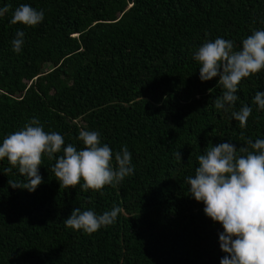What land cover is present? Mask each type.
Instances as JSON below:
<instances>
[{
    "label": "trees",
    "instance_id": "trees-1",
    "mask_svg": "<svg viewBox=\"0 0 264 264\" xmlns=\"http://www.w3.org/2000/svg\"><path fill=\"white\" fill-rule=\"evenodd\" d=\"M21 4L43 10V22L11 24ZM9 5L0 17V144L32 118L78 150L81 129L98 131L113 153L127 146L134 174L104 195L83 191V180L61 189L55 160L44 157L43 182L29 192L9 186L25 178L0 161V264H221L224 229L186 179L209 141L239 149L264 139V110L253 103L264 70L239 85L233 110L252 108L241 129L215 108L219 77L201 81L194 53L216 38L242 49L264 30V0H0ZM113 207L123 209L116 222L91 235L64 224L75 208Z\"/></svg>",
    "mask_w": 264,
    "mask_h": 264
},
{
    "label": "clouds",
    "instance_id": "clouds-1",
    "mask_svg": "<svg viewBox=\"0 0 264 264\" xmlns=\"http://www.w3.org/2000/svg\"><path fill=\"white\" fill-rule=\"evenodd\" d=\"M10 7L0 8V17ZM44 19L43 10L21 4L14 10L10 23L36 27ZM24 35L18 29L12 41V49L17 54L22 51ZM194 59L200 65L201 81L219 77L217 86L223 93L215 99V108L230 111L239 127L246 128L252 108L244 105L239 111L233 109L241 81L264 70V30H254L242 41L240 50H235L233 41L224 38L206 41L195 51ZM253 103L264 110V92L258 91ZM78 139L84 145L81 150L72 144L63 147L65 141L61 134L46 132L41 122L32 118L0 144V161L7 158L25 178L24 182L9 180V186L35 192L43 182L39 168L44 157L55 160L51 172L61 189L76 188L83 180V191L104 195L105 186L116 187L125 177L134 174L132 154L127 146L113 153L108 144L101 143L100 133L92 130L81 129ZM245 145L237 149L231 142L213 145L209 141L205 154L197 156L199 166L195 175L186 179L191 196L202 202L204 213L224 229L219 236L220 247L228 255L222 258L221 264H264V139L254 143L247 139ZM61 152L57 158L56 154ZM174 155L178 161L182 160L178 150ZM122 211L120 207H113L97 215L93 210L75 208L64 224L91 235L114 224Z\"/></svg>",
    "mask_w": 264,
    "mask_h": 264
}]
</instances>
